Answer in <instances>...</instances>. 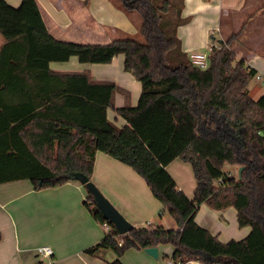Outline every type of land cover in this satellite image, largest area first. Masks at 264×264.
Returning a JSON list of instances; mask_svg holds the SVG:
<instances>
[{
	"label": "trees",
	"instance_id": "1",
	"mask_svg": "<svg viewBox=\"0 0 264 264\" xmlns=\"http://www.w3.org/2000/svg\"><path fill=\"white\" fill-rule=\"evenodd\" d=\"M114 2L127 13L138 14L142 41L127 37L108 44L61 42L49 34L36 0H21L19 7L0 0V35L5 40L0 50V185L29 180L40 191L70 182L75 173L91 181L88 165L76 169L72 164L70 145L62 147L64 172L33 153L22 131L34 120L74 127L72 141L90 132L100 135L95 141L106 142L105 138L122 133L108 119V110L132 124L164 101L194 119L193 135L178 155L192 168L193 200L180 209L168 197L162 198L160 216L168 212L176 229L149 225L120 235L87 191L85 207L109 230L85 254L99 257L111 250L117 258L108 264H123L129 250L169 247L177 260L264 264V95L257 101L250 96V83L258 73L245 59L237 60L233 44L238 35L216 43L208 52V67L199 69L178 37V29L189 22L182 15L184 0ZM210 41L218 40L212 35ZM120 55L124 71L141 85L136 106L130 92L115 83L93 81L87 71L57 73L50 68L51 63L73 57L81 64H110ZM118 94L125 99L122 107L115 106ZM82 158L86 159L84 154ZM226 165L244 169L240 176H232ZM202 205L217 211L234 208L239 227H249L250 234L240 241L220 242L196 222Z\"/></svg>",
	"mask_w": 264,
	"mask_h": 264
},
{
	"label": "crops",
	"instance_id": "2",
	"mask_svg": "<svg viewBox=\"0 0 264 264\" xmlns=\"http://www.w3.org/2000/svg\"><path fill=\"white\" fill-rule=\"evenodd\" d=\"M5 1L13 7L21 4V0ZM36 1L49 34L61 42L108 44L113 40L100 42L107 37L105 35L132 31L128 13L114 0ZM182 15L189 19L178 29L185 53L204 52L209 45L238 35L233 44V49L241 54L238 61L245 59L246 64L257 71L263 78L256 81L258 84L264 81V32H261L264 0H184ZM212 34L217 42L210 41ZM4 44L0 35V50ZM50 68L57 73L87 71L93 81L115 83L130 92L133 106L137 105L141 94L140 83L124 71L123 55L110 64H81L73 57L68 62L51 63ZM257 91L258 87L249 91L252 99ZM263 95L264 92L257 100ZM124 104V97L116 95L115 106ZM162 104L169 106L166 102ZM167 112L159 111L162 116ZM151 115L152 111L147 110L134 123L128 124L115 111L108 110V119L122 133L105 138L106 142L95 141L100 135H90V132H82L72 141L74 127L52 126L41 120H34L27 126L22 137L42 162L62 172L66 171L62 147L70 145L76 169L82 164L88 165L91 181L129 223L143 229L155 225L163 197H168L181 209L193 200L196 190L191 166L178 157L193 135L194 119L180 114L187 119V126L175 130L166 125L169 117L162 119L158 114L150 118ZM143 118L146 119L141 122L145 124L139 122ZM174 142H177L174 154L163 148ZM83 154L86 159L82 158ZM224 169L232 176L238 174L236 167L226 165ZM87 198V190L77 181L40 191L35 190L29 180L0 185V264H108L115 260L117 255L111 250L102 252L99 257L84 252L103 240L107 232L85 207ZM196 222L224 244L243 240L251 232L249 227H239L237 212L232 207L217 211L202 205ZM42 246L52 248V258L42 259L37 255L36 249ZM158 250V259L144 250H129L121 260L123 264H163L164 257L173 254L171 248L172 252L160 257Z\"/></svg>",
	"mask_w": 264,
	"mask_h": 264
},
{
	"label": "rangeland",
	"instance_id": "3",
	"mask_svg": "<svg viewBox=\"0 0 264 264\" xmlns=\"http://www.w3.org/2000/svg\"><path fill=\"white\" fill-rule=\"evenodd\" d=\"M125 12V11H124ZM127 14V12H125ZM127 17L129 19V21L131 22L132 28H131V32H120L118 31L116 34H110V35H105L107 37H104L102 40L104 41H100V42H105L107 43L109 40L112 41L114 39H122V38H127V37H131V38H136L137 40L142 41V37L140 36V34H138V26L140 24V17L138 16V14L134 13V12H130L127 14ZM223 26H224V21H223ZM262 27V26H261ZM136 31V32H135ZM261 32H264V29H261ZM214 34V33H213ZM212 34V35H213ZM216 37V36H214ZM110 38V39H109ZM217 46V44H216ZM241 56L240 53L237 52V60L239 59V57ZM257 80L254 79L249 86L250 91L253 90L255 87H258V91L256 93H253V99L257 100L261 94H263L264 92V81L261 83H257ZM252 95V94H251ZM165 103V102H164ZM151 109V110H150ZM148 111H152V115L150 118H154L156 117L158 114L159 116H162L161 113H159V111H168L167 114L164 115V117H169L170 120L169 122L166 124L168 125V127H172L175 130H180L182 128H186L187 126V119L185 117L180 116V113L173 107L171 106H164L162 105V101L157 102L153 107H151ZM171 111V112H170ZM174 111V112H173ZM190 116V115H189ZM192 117V116H190ZM146 118H143V120H139V122L141 121H145ZM142 123V122H141ZM145 124V123H142ZM147 124V123H146ZM174 146V147H173ZM165 148V150L167 149V151L172 152L173 154L176 152L177 150V142L172 145V144H168V145H164L163 148ZM227 170V169H226ZM235 176H237V172L234 173ZM92 183H94L92 181ZM94 185H96L94 183ZM96 187L100 190V192L104 195V193L101 191V189L96 185ZM104 197L112 204L114 205L110 199H108L105 195ZM115 207V205H114ZM116 208V207H115ZM117 209V208H116ZM162 209V206L160 207V210L158 212V215L156 217V219L154 220V224L155 225H163L165 226V228H171V227H175V222L174 220L171 218V216L168 214V212H165L164 214H162L160 216V211ZM118 210V209H117ZM124 216V215H123ZM126 219V218H125ZM127 220V219H126ZM128 221V220H127ZM129 222V221H128ZM172 252L171 248H162L160 249V257H163V255H165L166 253Z\"/></svg>",
	"mask_w": 264,
	"mask_h": 264
},
{
	"label": "water",
	"instance_id": "4",
	"mask_svg": "<svg viewBox=\"0 0 264 264\" xmlns=\"http://www.w3.org/2000/svg\"><path fill=\"white\" fill-rule=\"evenodd\" d=\"M221 42V41H220ZM244 167L238 169V175H241ZM71 181H77L81 185L85 186L87 191L93 196L98 209L101 211L103 217L108 222L112 223L117 229L120 235L129 234L133 228H135L131 223H129L118 210L104 197L100 190L89 181L88 178L82 173H75L69 176ZM145 253L154 259H158L159 250L158 248H148L145 249Z\"/></svg>",
	"mask_w": 264,
	"mask_h": 264
},
{
	"label": "built area",
	"instance_id": "5",
	"mask_svg": "<svg viewBox=\"0 0 264 264\" xmlns=\"http://www.w3.org/2000/svg\"><path fill=\"white\" fill-rule=\"evenodd\" d=\"M216 44H211L207 47V50L204 52H192L190 53V60L194 67L199 69H206L208 67V52L211 51L212 47ZM257 81L263 80L260 75H257L255 78ZM106 231L109 230L107 225L104 226ZM36 253L42 259H50L53 256V250L49 246H42L36 249ZM52 264V263H49ZM163 264H214V263H205L198 259L193 260H177L173 257V254L164 257Z\"/></svg>",
	"mask_w": 264,
	"mask_h": 264
}]
</instances>
